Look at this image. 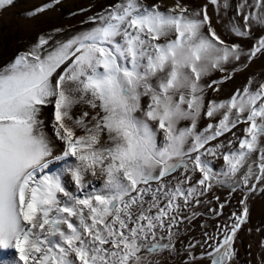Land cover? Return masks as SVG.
Here are the masks:
<instances>
[{"label": "snow or ice", "instance_id": "6c2138e0", "mask_svg": "<svg viewBox=\"0 0 264 264\" xmlns=\"http://www.w3.org/2000/svg\"><path fill=\"white\" fill-rule=\"evenodd\" d=\"M65 2L0 0V264H264V0Z\"/></svg>", "mask_w": 264, "mask_h": 264}, {"label": "rangeland", "instance_id": "374dc122", "mask_svg": "<svg viewBox=\"0 0 264 264\" xmlns=\"http://www.w3.org/2000/svg\"><path fill=\"white\" fill-rule=\"evenodd\" d=\"M39 2L40 0H22V5H18L16 9L10 11L20 12L23 7ZM106 3H108V0H66L60 13H48L46 17L41 18L40 21H36L35 23L40 27H49L52 24H63L67 20L62 18V16L66 17L69 11L76 10L78 7H87L89 4H96L98 6ZM28 27V22L19 19L17 16L0 14V53H7L25 47V41L32 39V33L28 31ZM259 204L260 202H258L257 207H259ZM255 223H258V220ZM258 239L259 237L256 234H241V240L237 245L240 250L239 259L241 264H246V261L249 259L247 245L250 242L255 244ZM255 255L256 252L253 249L252 256L254 257Z\"/></svg>", "mask_w": 264, "mask_h": 264}]
</instances>
